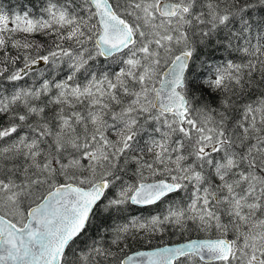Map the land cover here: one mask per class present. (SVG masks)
Instances as JSON below:
<instances>
[{
	"label": "snow or ice",
	"instance_id": "obj_1",
	"mask_svg": "<svg viewBox=\"0 0 264 264\" xmlns=\"http://www.w3.org/2000/svg\"><path fill=\"white\" fill-rule=\"evenodd\" d=\"M0 118V264H264V0L0 7Z\"/></svg>",
	"mask_w": 264,
	"mask_h": 264
},
{
	"label": "trees",
	"instance_id": "obj_2",
	"mask_svg": "<svg viewBox=\"0 0 264 264\" xmlns=\"http://www.w3.org/2000/svg\"><path fill=\"white\" fill-rule=\"evenodd\" d=\"M33 4H36L38 6L39 0H0V7H3L9 13L18 12V11H22L25 9L32 11ZM16 38L22 39L24 37L22 34H17ZM32 38L40 41L41 43L45 42L44 38L41 36H35ZM2 122H3V118H0V123ZM162 209H163L162 204L154 206L148 210H143L142 212H137V210L133 208L132 214L133 215L142 214L144 216H148L150 214H155L161 211ZM189 237L194 238V237H203V236H202V233L191 232V233H186L183 237H181L178 234L174 235L171 232H168L162 237V239L153 238L152 243L150 245H141V244L134 243L131 246V250L135 251V250H140L142 248L148 249V248H152L156 246H161L167 243H175V242L182 241L183 239H187Z\"/></svg>",
	"mask_w": 264,
	"mask_h": 264
},
{
	"label": "rangeland",
	"instance_id": "obj_3",
	"mask_svg": "<svg viewBox=\"0 0 264 264\" xmlns=\"http://www.w3.org/2000/svg\"><path fill=\"white\" fill-rule=\"evenodd\" d=\"M39 67H43V65H40ZM162 205H163V209L157 213L163 212L165 210V205L164 204H162ZM202 236H203V234H202Z\"/></svg>",
	"mask_w": 264,
	"mask_h": 264
},
{
	"label": "water",
	"instance_id": "obj_4",
	"mask_svg": "<svg viewBox=\"0 0 264 264\" xmlns=\"http://www.w3.org/2000/svg\"><path fill=\"white\" fill-rule=\"evenodd\" d=\"M180 242H182V241H180ZM168 244H172V243H168ZM163 246V245H162ZM148 249H150V248H148ZM145 250H147V249H145Z\"/></svg>",
	"mask_w": 264,
	"mask_h": 264
}]
</instances>
